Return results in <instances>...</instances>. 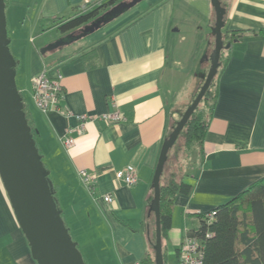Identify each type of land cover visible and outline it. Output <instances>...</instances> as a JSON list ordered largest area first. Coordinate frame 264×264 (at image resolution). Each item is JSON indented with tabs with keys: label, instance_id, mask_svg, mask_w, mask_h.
Listing matches in <instances>:
<instances>
[{
	"label": "crops",
	"instance_id": "crops-1",
	"mask_svg": "<svg viewBox=\"0 0 264 264\" xmlns=\"http://www.w3.org/2000/svg\"><path fill=\"white\" fill-rule=\"evenodd\" d=\"M12 1L14 10L15 2L28 12L33 3L37 10L29 24L31 38L24 44L27 70L18 89L73 240L87 264H153L151 259L144 262L154 255L156 240L155 215H150L153 180L166 139L202 87L201 75L208 74L204 67L211 64V32L202 63L182 52L197 42L199 14L215 24L212 0H144L85 36H80L82 27L63 32L54 22L110 0ZM221 4L223 34L242 35L222 54L204 151L196 152L187 171L193 192L177 197L163 240L167 264H181L180 246L190 230L199 228V214L264 177V0ZM50 32L56 36L47 38ZM36 34L39 45L33 41ZM66 35H71L67 42L41 53ZM44 69L51 78L61 76L63 90L60 109L47 113L33 100V78ZM115 110L122 117L119 122L99 119ZM82 114L92 120L82 134H71L76 143L67 148V130L79 126L75 116ZM127 167L135 168L138 177L131 186L116 175ZM81 171L93 185L82 180ZM106 194L114 196L112 204L104 201ZM0 264H38L1 177Z\"/></svg>",
	"mask_w": 264,
	"mask_h": 264
},
{
	"label": "water",
	"instance_id": "water-1",
	"mask_svg": "<svg viewBox=\"0 0 264 264\" xmlns=\"http://www.w3.org/2000/svg\"><path fill=\"white\" fill-rule=\"evenodd\" d=\"M143 1L119 3L91 24L82 27L80 36L94 33ZM212 4L215 10V24L212 29L214 49L210 56V71L201 75L204 80L201 89L166 139L153 180L154 197L150 212L155 215L156 264H165L160 202L161 177L168 154L216 77L222 50L231 46V43L225 45L223 40L225 10L221 0H212ZM6 7V0H0V177L38 264H86L58 208L49 171L44 166L24 111V98L16 81L17 61L10 50ZM63 43L65 42L61 40L51 44L42 49L41 53L46 54Z\"/></svg>",
	"mask_w": 264,
	"mask_h": 264
},
{
	"label": "trees",
	"instance_id": "trees-1",
	"mask_svg": "<svg viewBox=\"0 0 264 264\" xmlns=\"http://www.w3.org/2000/svg\"><path fill=\"white\" fill-rule=\"evenodd\" d=\"M116 5V0H110L91 9L79 8L73 17L60 18L54 23L59 24L60 31L74 30L91 24ZM260 34L264 35V30ZM241 35V32L223 34L224 44H232ZM226 41L227 43H225ZM224 51L222 50L221 53L220 65ZM215 88L216 77L168 154L161 177L160 207L163 240L172 225V215L177 197L179 195L188 196L193 192V184L186 180L189 177L187 171L193 162L191 156L193 148L197 146L198 152L203 154L209 122L213 116L216 102ZM24 103V111L36 140L37 132L31 126L25 100ZM44 166L46 168L45 164ZM169 172L171 175L165 179ZM54 198L60 209L55 190ZM213 211L216 214L211 221L207 217L209 212L199 214L201 220L199 228L190 230L187 235L197 238L201 242L204 247L205 264H264V177ZM152 214L154 213L150 215ZM208 233L212 236L208 237ZM150 259L153 264H156L155 250L154 255L147 257L144 262H149ZM164 262L167 264L165 258Z\"/></svg>",
	"mask_w": 264,
	"mask_h": 264
},
{
	"label": "built area",
	"instance_id": "built-area-1",
	"mask_svg": "<svg viewBox=\"0 0 264 264\" xmlns=\"http://www.w3.org/2000/svg\"><path fill=\"white\" fill-rule=\"evenodd\" d=\"M61 76L58 78H51L47 75L46 70H42L33 78V100L36 107L44 113L52 110H59V103L63 97V90L60 82ZM76 119L80 122L76 128H68V137L63 140V144L67 148H71L75 145V138L71 136L74 131L82 134L86 124L91 121L86 114L76 115ZM100 120H104L108 123L119 122L122 117L118 110L112 113H106L99 116ZM117 178L123 179L128 185H134L138 181L135 168L127 167L117 172ZM80 176L82 180L88 185H93V180L88 176L86 171H81ZM104 201L108 204H112L114 196L112 194H106L103 197ZM215 212H209L207 214L208 219L211 221L215 217ZM208 237L212 234L208 233ZM181 264H205L204 262V247L201 242L194 237L186 236L180 246Z\"/></svg>",
	"mask_w": 264,
	"mask_h": 264
},
{
	"label": "rangeland",
	"instance_id": "rangeland-1",
	"mask_svg": "<svg viewBox=\"0 0 264 264\" xmlns=\"http://www.w3.org/2000/svg\"><path fill=\"white\" fill-rule=\"evenodd\" d=\"M6 1L8 2L7 7H6V17H7V23H8V27H7L8 28V37L11 40L10 50H11L14 58L17 61L16 81H17V86H19V85H21V82L24 81L23 76L26 74V70H27L26 62H25V55H26L27 48L24 46V44L26 42H29V39L31 38L29 24L32 22L33 17H35L34 14L37 12V10L35 8V5L31 2H30L31 4H30L29 12L27 10H24V8H20L21 6L24 7V4L20 3V2H15L19 5H17V7H16L18 9L14 10V7H12L14 2L12 0H6ZM34 1L32 0V2H34ZM141 3H143V2H141ZM21 10H24L26 13L22 12ZM200 15L203 16L202 14H199L198 18H197V23H200L198 26L199 28H198L197 42L195 44L190 43V48L188 50L182 52V56H184V58L197 59L195 61V63H197V64L202 63V61L204 59L203 55L207 52V46L209 43L207 41L208 33L209 32L212 33V29H213V25H214V24H212V26H211L210 20L205 19L204 17L202 18ZM184 20L185 19L179 20L180 21L179 25H181V28L183 29V31H186L187 25L183 24ZM55 36H56V32H53V33L50 32L47 35V38H54ZM33 37H34L33 41H34L35 45L36 44L39 45V43L41 42V40H38L39 35L36 34ZM70 38H71V35H66L65 39H63V40L60 39L57 42H59L61 40L64 42H67ZM34 43H33V45H34ZM209 65L211 66V64H209ZM210 66L206 65L204 67L205 73H209ZM198 82H199L198 84H201L202 79H201V81H200V79H198ZM190 97H193L192 94ZM196 152H198L197 146L194 147L192 150L191 156H192L193 160H196V156H197V155H195Z\"/></svg>",
	"mask_w": 264,
	"mask_h": 264
}]
</instances>
